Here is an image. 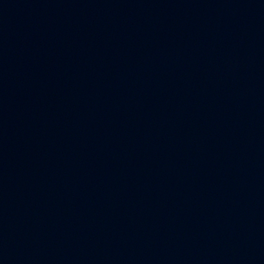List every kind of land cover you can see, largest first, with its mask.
Segmentation results:
<instances>
[{
    "label": "water",
    "instance_id": "water-1",
    "mask_svg": "<svg viewBox=\"0 0 264 264\" xmlns=\"http://www.w3.org/2000/svg\"><path fill=\"white\" fill-rule=\"evenodd\" d=\"M0 264H264V0H0Z\"/></svg>",
    "mask_w": 264,
    "mask_h": 264
}]
</instances>
